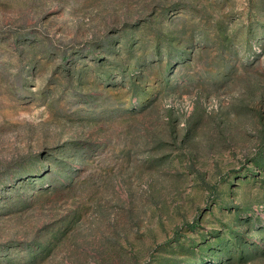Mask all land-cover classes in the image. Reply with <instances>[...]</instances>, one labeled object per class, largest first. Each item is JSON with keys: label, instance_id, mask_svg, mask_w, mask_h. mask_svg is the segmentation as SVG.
Wrapping results in <instances>:
<instances>
[{"label": "rangeland", "instance_id": "374dc122", "mask_svg": "<svg viewBox=\"0 0 264 264\" xmlns=\"http://www.w3.org/2000/svg\"><path fill=\"white\" fill-rule=\"evenodd\" d=\"M0 264H264V0H0Z\"/></svg>", "mask_w": 264, "mask_h": 264}]
</instances>
